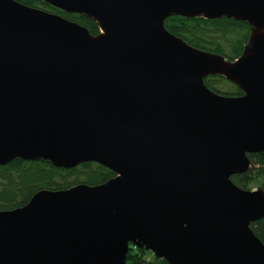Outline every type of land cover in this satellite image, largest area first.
I'll use <instances>...</instances> for the list:
<instances>
[{
    "label": "water",
    "instance_id": "1",
    "mask_svg": "<svg viewBox=\"0 0 264 264\" xmlns=\"http://www.w3.org/2000/svg\"><path fill=\"white\" fill-rule=\"evenodd\" d=\"M42 1L99 34L0 0V166L96 163L115 176L0 211V264H125L130 245L167 264H264L250 228L264 191L231 181L264 153V0ZM171 16L252 32L229 62L169 33ZM209 76L243 95L212 92Z\"/></svg>",
    "mask_w": 264,
    "mask_h": 264
},
{
    "label": "trees",
    "instance_id": "2",
    "mask_svg": "<svg viewBox=\"0 0 264 264\" xmlns=\"http://www.w3.org/2000/svg\"><path fill=\"white\" fill-rule=\"evenodd\" d=\"M25 6L58 15L86 28L92 35L99 34L97 23L85 15L63 12L42 0H15ZM165 29L189 46L220 55L234 62L249 42L252 28L248 23L222 17L208 20L203 17L185 18L171 16L164 21ZM205 86L212 92L228 97L242 96L241 90L221 76L204 79ZM222 85H228L222 90ZM250 169L247 173L231 177L240 189L258 187L264 191V153L248 155ZM115 176L109 169L96 163H84L66 170L53 167L48 161H23L16 159L0 166V211H11L25 206L41 190H67L79 184L98 186ZM256 238L264 245V218L251 224ZM125 264H167L153 254L132 245L126 255Z\"/></svg>",
    "mask_w": 264,
    "mask_h": 264
},
{
    "label": "rangeland",
    "instance_id": "3",
    "mask_svg": "<svg viewBox=\"0 0 264 264\" xmlns=\"http://www.w3.org/2000/svg\"><path fill=\"white\" fill-rule=\"evenodd\" d=\"M221 87L223 88L222 90H226V88H228V85H222ZM256 189H259V188L258 187H254L251 190H256Z\"/></svg>",
    "mask_w": 264,
    "mask_h": 264
}]
</instances>
